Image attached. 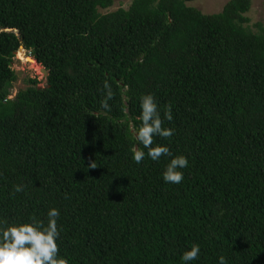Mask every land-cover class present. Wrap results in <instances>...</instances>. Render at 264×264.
<instances>
[{
  "label": "trees",
  "instance_id": "obj_1",
  "mask_svg": "<svg viewBox=\"0 0 264 264\" xmlns=\"http://www.w3.org/2000/svg\"><path fill=\"white\" fill-rule=\"evenodd\" d=\"M192 1L0 0V224L58 209L68 264H182L194 244L191 264H264V27L253 0ZM20 47L48 75L11 98ZM148 94L173 129L154 146L188 158L179 184L171 157L132 159Z\"/></svg>",
  "mask_w": 264,
  "mask_h": 264
},
{
  "label": "clouds",
  "instance_id": "obj_2",
  "mask_svg": "<svg viewBox=\"0 0 264 264\" xmlns=\"http://www.w3.org/2000/svg\"><path fill=\"white\" fill-rule=\"evenodd\" d=\"M103 87L106 92L105 98L101 101V108L109 111L108 101L113 98V93L107 83ZM140 109V126H133L132 129L136 141L131 148L132 159L139 164L146 155L152 161H158L161 157H171L162 173V179L166 183L179 184L184 178L181 169L188 167V158L183 155L172 156L165 145L154 146V137H171L173 129L162 126L163 120L158 105L151 94L141 97ZM164 119L172 121L170 107L164 113ZM88 167L95 169L96 165L91 162ZM21 191H23L22 185L14 186V192ZM59 215L58 209L51 208L47 212L46 224L42 221L7 226L0 224V264H68L66 259L58 256L56 241L59 237L57 226ZM199 255L200 246L194 244L182 253L180 259L182 264H191ZM218 264H225L223 257L219 258Z\"/></svg>",
  "mask_w": 264,
  "mask_h": 264
},
{
  "label": "rangeland",
  "instance_id": "obj_3",
  "mask_svg": "<svg viewBox=\"0 0 264 264\" xmlns=\"http://www.w3.org/2000/svg\"><path fill=\"white\" fill-rule=\"evenodd\" d=\"M132 0H113V5L107 10H99L101 15L116 11L117 9L127 10ZM230 0H195L186 3L188 7L199 10L203 15H212L223 10L224 6ZM250 19L249 26L253 31L256 24L260 23L264 27V0H253L251 10L247 14ZM29 53L24 49L18 50L15 54V59L12 63V69L16 72L17 81L10 89L11 98H14L19 90H23L26 86L27 79L36 78L39 87H44L46 84V77L40 71V68L34 62L28 61Z\"/></svg>",
  "mask_w": 264,
  "mask_h": 264
},
{
  "label": "water",
  "instance_id": "obj_4",
  "mask_svg": "<svg viewBox=\"0 0 264 264\" xmlns=\"http://www.w3.org/2000/svg\"><path fill=\"white\" fill-rule=\"evenodd\" d=\"M19 50H23V48L22 47H20V49ZM18 53V52H17ZM28 59V61H30V62H34L35 64H37L31 57H28L27 58ZM39 68H40V71L43 73V75H45V77H47V75H48V72L46 71V70H44V69H42V67H40L39 66Z\"/></svg>",
  "mask_w": 264,
  "mask_h": 264
}]
</instances>
